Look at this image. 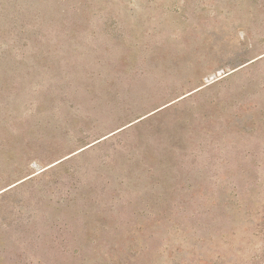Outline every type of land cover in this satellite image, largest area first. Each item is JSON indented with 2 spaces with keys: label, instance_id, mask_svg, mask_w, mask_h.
Returning a JSON list of instances; mask_svg holds the SVG:
<instances>
[{
  "label": "rangeland",
  "instance_id": "374dc122",
  "mask_svg": "<svg viewBox=\"0 0 264 264\" xmlns=\"http://www.w3.org/2000/svg\"><path fill=\"white\" fill-rule=\"evenodd\" d=\"M0 264H264V0H0Z\"/></svg>",
  "mask_w": 264,
  "mask_h": 264
}]
</instances>
